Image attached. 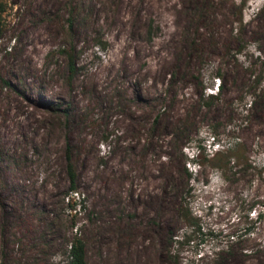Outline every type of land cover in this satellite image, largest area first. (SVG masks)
<instances>
[{
	"label": "rangeland",
	"instance_id": "obj_1",
	"mask_svg": "<svg viewBox=\"0 0 264 264\" xmlns=\"http://www.w3.org/2000/svg\"><path fill=\"white\" fill-rule=\"evenodd\" d=\"M0 4V264H264V0Z\"/></svg>",
	"mask_w": 264,
	"mask_h": 264
},
{
	"label": "trees",
	"instance_id": "obj_2",
	"mask_svg": "<svg viewBox=\"0 0 264 264\" xmlns=\"http://www.w3.org/2000/svg\"><path fill=\"white\" fill-rule=\"evenodd\" d=\"M2 11H3V7L0 4V13H2ZM72 66H73L72 61H70L71 72L73 71ZM210 98H213V96L211 95ZM212 141H215L214 137L212 138ZM215 143H218V141H216ZM237 145H238L237 143H234L233 148L231 150H228V153L230 154L226 156L224 155L221 156L220 152L216 151V153L212 155L210 160L211 167H218L216 166V164H223L224 166H227L230 163V161H235V163H238V161L241 160V162L243 163L241 164L242 168L246 169L247 168L246 159L241 153L238 152V150L235 151ZM220 157H224V159ZM67 173L70 181V189L76 190V176L72 164L67 165ZM178 216L190 229L189 230L190 233L186 234L188 236H184V238L182 237L180 243H184L186 241L189 242L191 235L200 230L197 219L192 216L190 209L187 207H180L178 211ZM67 256L69 258V264H88L85 259L84 243L78 237H74V239L70 241L68 245Z\"/></svg>",
	"mask_w": 264,
	"mask_h": 264
},
{
	"label": "bare ground",
	"instance_id": "obj_3",
	"mask_svg": "<svg viewBox=\"0 0 264 264\" xmlns=\"http://www.w3.org/2000/svg\"><path fill=\"white\" fill-rule=\"evenodd\" d=\"M195 0H188V2H194ZM182 23V22H181ZM118 70V69H117ZM113 73H115L114 71H113ZM117 73V72H116ZM115 73V74H116ZM95 89V88H94ZM97 89V88H96ZM98 90V89H97ZM15 105L19 108V109H23L24 107H26V106H28V105H25V104H23V103H20V102H17V103H15ZM20 131H22V132H24V130H18V132H20ZM139 203L140 204H143V201H139ZM168 204H158V207H159V209L161 210V211H163L164 210V207L165 206H167Z\"/></svg>",
	"mask_w": 264,
	"mask_h": 264
}]
</instances>
